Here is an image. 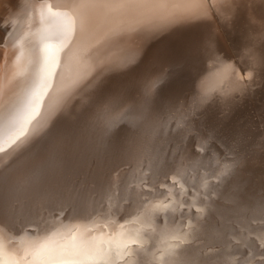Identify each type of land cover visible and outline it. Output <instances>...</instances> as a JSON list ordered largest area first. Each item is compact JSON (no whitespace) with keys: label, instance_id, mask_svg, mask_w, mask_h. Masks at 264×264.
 I'll return each mask as SVG.
<instances>
[{"label":"rangeland","instance_id":"1","mask_svg":"<svg viewBox=\"0 0 264 264\" xmlns=\"http://www.w3.org/2000/svg\"><path fill=\"white\" fill-rule=\"evenodd\" d=\"M1 1L0 93L7 88L12 62L18 56L9 57L17 52L11 40L18 33L26 32L27 18L33 9H20L16 2ZM39 1L42 0H34V3ZM113 1V8L122 7L126 2ZM206 1L210 4L211 0ZM261 10L264 13V4ZM9 11L14 16L8 14ZM194 15L187 10L183 17L177 18L193 23ZM11 16L15 23L16 20L20 23L13 31ZM153 29L145 47L136 45L133 52L115 57L102 54L85 71L88 78L84 82L77 78L65 81L46 100L43 109H35L37 114L29 120L31 129L26 135L19 139L15 135L0 146L3 149L0 151V252L5 264L29 263L30 254L38 255L52 241L60 243L68 234L63 230L78 224L89 226L97 214L103 215L109 208L116 211L121 206L130 207L126 205V198L134 197L135 205L131 208L136 207L149 187L148 182L153 184L157 178L155 173L162 164L158 156L160 150L174 138L195 136L196 132L202 144L200 154L191 157L201 177L197 188L200 194L212 195L214 199L212 204H206L210 211L200 215V223L170 228L176 239L170 242L173 253L168 261L183 264L203 247L204 250L199 251L202 253L199 254L200 264L222 263L223 253L232 249L227 241L234 238V234L259 227L261 218L264 219V36L261 37L264 16L234 22L209 6L207 14L197 24L161 23L160 28L157 25ZM190 30L191 34L187 32ZM163 35L168 36L164 39ZM170 35L177 36L175 42H169ZM259 37L262 42L236 51L240 39L248 44ZM157 48L162 50V55ZM127 61L130 65L120 74L125 80L129 77L126 82L120 84L119 75L114 76L102 86L91 89L86 100H79L96 80L119 70ZM240 77L246 84L239 96L229 99L228 105L198 112L207 92L213 94L210 100L218 90L225 89L226 85L221 86L223 80L231 79L232 85ZM37 145L41 151L35 149ZM5 179L9 182L5 183ZM19 184H25V197L11 205L7 200L18 190ZM2 185L7 186L5 190H1ZM137 185L140 188L130 197L131 188ZM256 198L259 200L255 201ZM158 218L164 219L165 215ZM152 223L155 224L147 227L151 234L150 248L157 241L162 225L159 219L158 224ZM213 225L218 226L219 231ZM220 230L225 234L219 233ZM217 232L224 238L217 237ZM216 247L227 249L222 252L223 249ZM216 250L221 254L214 255Z\"/></svg>","mask_w":264,"mask_h":264},{"label":"bare ground","instance_id":"2","mask_svg":"<svg viewBox=\"0 0 264 264\" xmlns=\"http://www.w3.org/2000/svg\"><path fill=\"white\" fill-rule=\"evenodd\" d=\"M10 1L16 2L20 9L27 8L28 10L29 7L33 9L30 17L28 16L29 19L27 18V34H25L26 32L24 34L18 33L19 35L17 34V36L15 33L16 36L11 40L12 46L17 49V52L15 54H10L9 57H14V55L16 56L17 54L18 56H16L12 62L10 68V81L7 83V88L0 93V146L10 140L11 137L19 135L21 130H30L31 128H28L29 120L37 114L35 109H43L46 100L50 98L56 90L61 88L65 81L71 78H77L84 79L82 81L84 82L85 79L88 78L85 71L90 65L95 64L102 54L106 53L108 57H115L123 53H130L134 50L136 45H144L145 47L148 43L149 35L154 31L153 28L157 25L158 28H160L161 23L177 25L197 24L200 22L201 17L207 14L209 6L214 7L219 13L228 16L234 22L258 20L264 16L261 10L264 0H211L210 4L208 1L205 2V0H126L122 7L114 8L111 7V3L114 2L113 0H109L111 2L108 0H42L37 3H34V0ZM1 2H3V0ZM9 6L12 5L10 4ZM49 9H51V12L61 15L54 18ZM187 10L195 14L193 16V23L190 21L185 22V20L181 21L177 18L179 16L183 17ZM8 14L14 16V13H10V11ZM12 16L11 18H13ZM69 20L71 21L70 30L62 32L61 22ZM19 24L17 20L15 23L13 18L11 30L17 29ZM150 25L153 27L152 29ZM156 29L157 28H155V30ZM187 32L191 34L192 30ZM195 33L209 36L211 34L210 32ZM190 34L188 35L190 36ZM167 36L168 35H163L164 39ZM263 36L264 34L261 37ZM261 37L248 44H243V41L240 39L238 42L239 47L236 51L239 50L240 52L241 48H245L249 45L252 47L255 43L258 44L262 42ZM176 38V35H170L168 40L173 43ZM134 39H138V41L134 42ZM157 50L160 55L163 54L162 50L158 48ZM19 59H21L20 63H18ZM110 62H108V64ZM129 62L130 61H127L122 64L119 70H117V68L96 80V82L90 86L91 88L89 90L83 92L79 100H86L91 89L102 86L108 79L114 76L119 75L120 84L126 82L129 77L125 80L120 74L130 65ZM230 74L231 71L228 73V76ZM245 84L246 82H244L241 77L237 83L232 85L231 79H226V81L223 80L221 86L226 85L225 89L218 90L217 94L210 100L209 98L212 93L207 92L208 94L202 99L198 112L204 108L214 109L222 107L224 104L228 105L229 103L227 101L232 97L239 96L243 90L242 86ZM9 116L11 118H7ZM24 125L27 128L24 127ZM45 131L43 133H45ZM197 133L198 132H196L195 136L189 133L191 135L176 137L169 145L167 144V146L161 149L162 151L160 150L158 156L162 158V164L155 173L157 178L153 184L148 182L149 189L146 188L144 190V195L136 207L131 208L135 205L134 197L132 198L131 195L140 188L138 185L131 188V194H129L131 197L130 200L126 198L128 203L126 205L130 207L121 206L116 211H110L109 208L105 214H97L98 216L96 215L92 219L89 226L86 225L83 227L81 224H78L73 226L70 230H63L66 232L65 234H68L60 243H58L59 241L48 243L45 248L40 250L38 255L29 253L30 262L27 264H44L45 261H78L79 264H171L168 259L170 253L173 252L169 245L176 237L172 231H169L170 228L174 227L180 229L185 226H193V222L200 223V215H207L210 211V209L206 208V204H212V199H214L212 195L200 194L197 188V182L199 180L201 181V177L196 167L197 164L193 163V158H191L198 152L200 154L202 150V144L200 143L201 137ZM42 134L40 136H42ZM40 136L35 141H37ZM38 147L37 145L35 149ZM38 149L41 151V148ZM12 167L10 168V173L12 172ZM180 174H183V177H181ZM151 176L154 175L152 174ZM6 179L5 183L8 181ZM173 181L175 183H173ZM3 185L1 190H5L7 187L5 186V188H3ZM19 185L18 190L9 196L7 203L12 205L14 201H21V199H24L26 192L24 188L25 184ZM162 185H165L164 189L161 188ZM256 200L259 199L256 198L255 201ZM152 201H157V203L153 204ZM229 203L226 202L225 204ZM231 206L232 205H230V207ZM205 209L208 210L207 213ZM108 211L110 213H108ZM161 214L165 215L164 219L158 218ZM227 214L230 215L228 212ZM216 218L218 217L216 216ZM158 219L162 223L159 229V236L153 248H150L151 234L147 230V227L151 224H155L152 223L153 221L158 224ZM228 219H230L229 216ZM253 221H255V219ZM261 221L259 227L252 231L243 232L242 230L239 234H234V238L230 235L229 237L232 239L227 237L229 239L227 244L232 246L230 247L232 249L225 251L224 249L227 248H221L223 249L221 250L216 247V249H220L222 252L225 251L223 253L224 257L220 259L223 261L219 264H264V219L261 218ZM221 222L225 223L223 221ZM253 224L255 225V223ZM213 227L217 229L216 231H219L217 228L218 226L216 227L213 225ZM240 227L241 226H239V228ZM223 231L221 232L220 230L219 233H224ZM214 232L215 229L213 233ZM210 234L212 235V233ZM203 236L205 237V235ZM209 236L208 234V237ZM219 236L220 234L217 237ZM206 240L209 242L207 238ZM220 240L222 241L223 239ZM226 240L227 239L224 241ZM133 241L137 243H133ZM215 241L217 242V240ZM192 242L194 243L196 241L193 240ZM222 242H220V244ZM234 243H237V245H234ZM133 244H136L134 246L137 247L132 246ZM217 244L219 245V242ZM202 249L203 247H200L199 250L195 252L193 256L185 260L183 264H200V262H202V257L199 258V254L204 250ZM216 252L217 250L214 252V255ZM220 254L216 255L214 260L216 259L217 261L218 258L216 257L220 256ZM209 258L208 261H210ZM212 261L213 260H211V262Z\"/></svg>","mask_w":264,"mask_h":264},{"label":"snow or ice","instance_id":"3","mask_svg":"<svg viewBox=\"0 0 264 264\" xmlns=\"http://www.w3.org/2000/svg\"><path fill=\"white\" fill-rule=\"evenodd\" d=\"M49 11L51 12V9H49ZM51 15L55 18V17H59L61 14L59 13H55V12H51ZM71 28V21H65V22H61V31L62 32H66L69 31ZM26 135V129H23L19 132V135L16 137L17 139H19L22 136ZM13 143H15V141H13ZM0 151H3V149H0ZM167 207V206H165ZM133 243H137L136 241H133ZM0 264H5L4 260H3V254L2 252H0ZM44 264H79L78 261H55V262H49V261H45Z\"/></svg>","mask_w":264,"mask_h":264}]
</instances>
